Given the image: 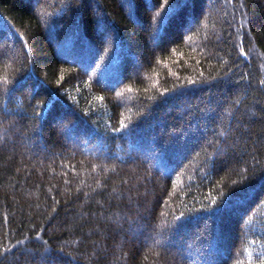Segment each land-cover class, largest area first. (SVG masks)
<instances>
[{"label":"trees","instance_id":"trees-1","mask_svg":"<svg viewBox=\"0 0 264 264\" xmlns=\"http://www.w3.org/2000/svg\"><path fill=\"white\" fill-rule=\"evenodd\" d=\"M0 264H264V0H0Z\"/></svg>","mask_w":264,"mask_h":264}]
</instances>
